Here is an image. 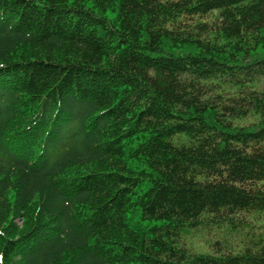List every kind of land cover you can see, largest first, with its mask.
Returning <instances> with one entry per match:
<instances>
[{
	"label": "trees",
	"instance_id": "1",
	"mask_svg": "<svg viewBox=\"0 0 264 264\" xmlns=\"http://www.w3.org/2000/svg\"><path fill=\"white\" fill-rule=\"evenodd\" d=\"M258 219L264 0H0V264H264Z\"/></svg>",
	"mask_w": 264,
	"mask_h": 264
},
{
	"label": "rangeland",
	"instance_id": "2",
	"mask_svg": "<svg viewBox=\"0 0 264 264\" xmlns=\"http://www.w3.org/2000/svg\"><path fill=\"white\" fill-rule=\"evenodd\" d=\"M252 220L254 217L251 218ZM256 222V221H255ZM257 224L264 223V219H258ZM228 231V227L225 226ZM214 232L218 234H225L226 229L222 228L220 230L214 231L209 230L207 227H204L203 229L197 230V229H191L186 230L183 234V240L185 241L186 245L190 248L200 251V252H212V241L215 240Z\"/></svg>",
	"mask_w": 264,
	"mask_h": 264
}]
</instances>
